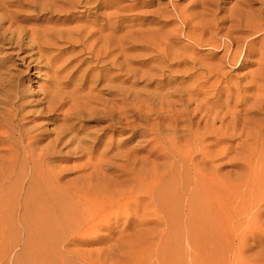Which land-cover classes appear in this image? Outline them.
I'll return each instance as SVG.
<instances>
[{
  "label": "bare ground",
  "instance_id": "bare-ground-1",
  "mask_svg": "<svg viewBox=\"0 0 264 264\" xmlns=\"http://www.w3.org/2000/svg\"><path fill=\"white\" fill-rule=\"evenodd\" d=\"M126 1L0 0V52L12 50L23 55L24 62L28 60V68L43 66L47 72L40 98L25 101L21 81L9 74L5 61L0 62V226L21 231L27 264L101 261L93 260L94 250L79 252L68 246H89L102 238L93 235L109 229L110 220L103 217L112 208L118 213H137V199L145 198V205L155 207L156 197L162 207L167 205V182L174 183L176 176L172 173L164 182L165 171H159L161 176L155 173L150 151L146 157L137 156L145 146L122 151L124 142L115 137L127 130L131 135L124 140L137 134L143 139L148 135L158 138L154 127L168 120L162 107L170 95L161 98L157 112L143 113L136 104L138 94L143 95L136 91L137 80L148 88L157 78L164 81L172 67L187 61L168 63L174 53L157 51L153 43L161 35L139 29L157 25L162 30L176 17L155 22L151 12L125 15L127 10L149 3L131 0L132 4L125 5ZM250 2L239 0L242 19L249 14ZM208 12L214 17V12ZM126 18L131 19V25L124 31ZM185 19L189 22H181L180 33L192 25L191 16ZM200 28L210 32L211 39L222 30L214 18ZM233 28L230 26L224 37L228 41L225 52L238 42L231 34L243 32ZM149 51L156 54H143ZM93 70L98 74L89 80ZM187 79L191 77L187 75ZM76 81L80 83L77 89H70ZM171 83L157 86L155 95ZM174 94L184 106L186 90L175 89ZM28 106L40 109L29 113ZM50 119L54 126L50 131L36 124ZM100 123L106 125L94 131ZM69 162H73L70 167L54 165ZM67 176L73 178L65 181ZM117 217L114 215L115 220ZM35 244L41 246L37 255L32 251ZM108 251H97L95 256L100 259Z\"/></svg>",
  "mask_w": 264,
  "mask_h": 264
},
{
  "label": "rangeland",
  "instance_id": "rangeland-1",
  "mask_svg": "<svg viewBox=\"0 0 264 264\" xmlns=\"http://www.w3.org/2000/svg\"><path fill=\"white\" fill-rule=\"evenodd\" d=\"M249 1V14L243 16L247 23L239 0H149L147 5L125 12L139 16L151 12L155 22L177 18L162 30L157 25L139 28L161 35L153 43L157 51L174 53L168 63L187 61L172 67L164 81L157 78L148 88L137 80L136 91L147 95L138 94L136 102L143 113L157 112L161 98L170 95L162 107L168 120L154 127L155 140V136L143 139L139 134L124 140L131 135L127 130L115 137L124 142L122 151L145 146L137 156L146 157L150 151L155 173L161 176L159 171H165L164 182L172 173L176 179L167 182L170 196L165 208L158 197L155 207L145 205V198L137 199V213H118L112 208L103 217L110 220L109 229L93 235L102 238L89 246H68L79 252L94 250L93 260L101 261L93 264H264V0ZM129 4L131 0L125 3ZM186 16L192 17V25L180 33L181 22H189ZM213 18L222 30L211 39L210 32L200 27H207ZM130 25L131 19H124V31ZM230 26L243 32L231 34L238 42L225 52L228 41L224 37ZM22 57L12 50L0 52V62L5 61L9 74L21 81L25 101H34L46 85L47 72L43 66L28 68V60L24 62ZM97 74V70L91 71L89 80ZM169 81L172 83L156 96L157 86ZM79 84L73 82L70 89ZM175 89L186 90L184 106ZM39 109L28 106L26 112ZM36 124L47 131L54 128L53 119ZM105 125L100 123L93 130ZM166 153L167 158H155ZM72 163L54 165L62 168ZM72 178L67 176L65 181ZM155 194L160 192L155 189ZM21 236L19 229L0 226V264L28 263ZM40 247L34 245V255ZM100 250H107L108 255L97 259Z\"/></svg>",
  "mask_w": 264,
  "mask_h": 264
}]
</instances>
